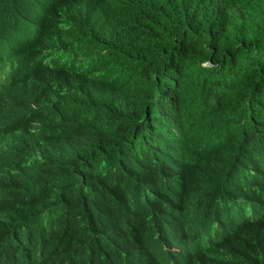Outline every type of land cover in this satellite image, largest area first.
I'll return each instance as SVG.
<instances>
[{
  "label": "trees",
  "instance_id": "trees-1",
  "mask_svg": "<svg viewBox=\"0 0 264 264\" xmlns=\"http://www.w3.org/2000/svg\"><path fill=\"white\" fill-rule=\"evenodd\" d=\"M12 9L32 37L0 46V91L45 76L64 109L28 112L37 132L21 142L0 135L14 170L0 203L10 184L27 197L0 220L1 264H169L147 251L153 227L171 243L185 224L203 235L224 202H259L264 159L248 153L264 148V0H0ZM218 155L230 163L208 182Z\"/></svg>",
  "mask_w": 264,
  "mask_h": 264
},
{
  "label": "clouds",
  "instance_id": "clouds-1",
  "mask_svg": "<svg viewBox=\"0 0 264 264\" xmlns=\"http://www.w3.org/2000/svg\"><path fill=\"white\" fill-rule=\"evenodd\" d=\"M31 3L28 6L18 8L15 14L26 15L31 11ZM13 10L2 11L0 13V46L9 41L14 40L20 42L30 39L32 34L23 35L21 28L25 25L12 21ZM59 86L55 83H49L45 76L44 82H20L11 83L6 89L0 91V135L11 142H21L24 136L30 135L37 131L33 130L32 123L28 116V112L37 109L40 106H48L59 104L60 111L64 109V104L59 102ZM3 127H8L9 131L2 132ZM0 152H2V143L0 142ZM218 161L209 159L205 168L209 169L205 180L215 182L221 173V166L230 163L227 155L216 156ZM249 160L264 159V148L255 147L248 153ZM217 163V164H216ZM14 170L12 166L0 167L2 177L0 181H8L13 176ZM167 183V180L164 179ZM248 189L255 192L256 188L252 186V180H247ZM12 195L6 198L11 204L9 209H5L4 202L0 203V220L10 224L13 218L27 211L26 199L23 190L15 184H10ZM122 191H133L128 185H124ZM198 189V187H196ZM155 191L154 189H151ZM113 191L116 190L113 188ZM164 196L173 194V192L163 193ZM259 202H253L244 197H239L235 201L224 202L222 208L225 211L224 218L212 223L203 235H197L194 229L186 225L179 232L171 243L164 242L161 232L154 227L151 231L158 245L148 248L147 251L163 249L170 252L169 264H187L188 259L194 257L195 262L192 264H264V231H257L256 227L264 223V188L259 191ZM235 198L236 196H231ZM253 204L250 208L246 203ZM67 219L71 218L68 212ZM239 229H245L246 233L239 245V248L233 249L223 248V245L235 239L236 232ZM191 236L192 242H187V238ZM139 249L138 252H142ZM2 262L0 261V264ZM14 264V263H12Z\"/></svg>",
  "mask_w": 264,
  "mask_h": 264
},
{
  "label": "rangeland",
  "instance_id": "rangeland-1",
  "mask_svg": "<svg viewBox=\"0 0 264 264\" xmlns=\"http://www.w3.org/2000/svg\"><path fill=\"white\" fill-rule=\"evenodd\" d=\"M166 192H172V191H170V190L167 188V189H164V192H163V193H166ZM246 204L249 205L250 208L253 207V204H251V203H249V202H247Z\"/></svg>",
  "mask_w": 264,
  "mask_h": 264
}]
</instances>
